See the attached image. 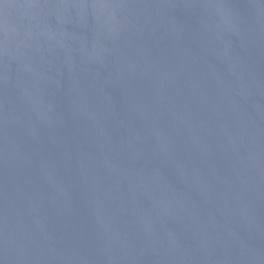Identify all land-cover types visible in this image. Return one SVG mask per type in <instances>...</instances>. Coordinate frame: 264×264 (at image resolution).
Returning a JSON list of instances; mask_svg holds the SVG:
<instances>
[{"label":"water","instance_id":"water-1","mask_svg":"<svg viewBox=\"0 0 264 264\" xmlns=\"http://www.w3.org/2000/svg\"><path fill=\"white\" fill-rule=\"evenodd\" d=\"M0 264H264V0H0Z\"/></svg>","mask_w":264,"mask_h":264}]
</instances>
